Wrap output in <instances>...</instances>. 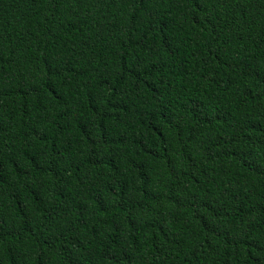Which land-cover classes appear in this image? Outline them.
<instances>
[{"label": "trees", "instance_id": "trees-1", "mask_svg": "<svg viewBox=\"0 0 264 264\" xmlns=\"http://www.w3.org/2000/svg\"><path fill=\"white\" fill-rule=\"evenodd\" d=\"M0 264H264V0H0Z\"/></svg>", "mask_w": 264, "mask_h": 264}]
</instances>
